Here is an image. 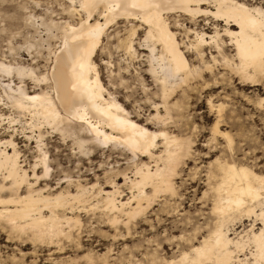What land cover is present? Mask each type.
Segmentation results:
<instances>
[{
    "label": "bare ground",
    "instance_id": "6f19581e",
    "mask_svg": "<svg viewBox=\"0 0 264 264\" xmlns=\"http://www.w3.org/2000/svg\"><path fill=\"white\" fill-rule=\"evenodd\" d=\"M64 1L69 4L68 16L77 21L59 26L57 46L43 75L0 62V74L8 79L2 86L9 107L19 116L27 115L25 125L37 132L36 136H23L34 140L37 152L25 166L12 136L16 132L14 115H0L10 131L7 139H0V227L49 247H60L62 242L78 245L72 231L81 226L80 213L90 214L92 219L97 215L113 237H121L120 230L129 235V225L144 216L156 198L176 196L173 179L182 160L189 157L192 141L168 129L167 124L179 126L185 117L181 107L186 109L193 94L200 95L199 103L201 93L209 91L206 105L215 114L210 136L224 139L231 149L229 132L220 128L234 118L225 103L216 99L228 97L225 88L233 79L243 87L262 86L264 91V7L253 0ZM200 18L222 26L213 24L212 34L207 35L195 28ZM119 22L129 27L128 35L118 47L122 55L115 67L108 53L105 65L113 71H108L105 87L95 58L106 31ZM135 64H145L146 70L138 71ZM143 75L150 78V89ZM25 78L43 87L29 92ZM262 104L264 98L257 106L261 109ZM46 129L69 142L79 158L93 156V149L100 147L129 155L130 177L121 173L127 198L122 199L120 187L110 176L119 173L113 169L105 172L103 184L96 181L89 186L78 175L58 179L54 188L48 183L40 186L52 171L44 143L48 132H42ZM214 164L215 176L206 172L208 180L216 178L212 186L205 182L213 219L206 236L197 238L191 233L193 244L169 258L158 259L156 250L139 249L128 264H264V177L232 160L217 158ZM76 172L83 174L77 167ZM196 200L190 202L197 205ZM244 219L252 223L246 230L234 232V224Z\"/></svg>",
    "mask_w": 264,
    "mask_h": 264
},
{
    "label": "rangeland",
    "instance_id": "374dc122",
    "mask_svg": "<svg viewBox=\"0 0 264 264\" xmlns=\"http://www.w3.org/2000/svg\"><path fill=\"white\" fill-rule=\"evenodd\" d=\"M247 3L251 4L249 1ZM252 3L264 7V0H253ZM68 5V2L64 0H0V62L31 68L35 76L43 75L49 63L48 58L57 46L59 26L65 21H77L76 19L71 20L68 16ZM202 19L197 20L198 26L195 28L202 29L207 35L212 34L213 24H217L218 28L222 26V23L214 22L210 18L208 21ZM179 21L183 23L182 19ZM186 27L193 28L188 24ZM128 29L126 24L119 22L106 31V37L102 40L101 49L97 53L95 62L105 87L108 86V71H113V68H107L105 63L109 58L114 67L118 63L122 55L121 48L118 47L122 46V42L128 35ZM177 30L176 32L180 33ZM141 35L140 33L138 38ZM223 39L227 40L225 37ZM109 52L112 55L108 58ZM120 63L123 65L125 62ZM134 66L138 71L146 70L145 64L140 66L135 64ZM142 79L150 89L152 87L150 78L143 75ZM224 80L227 82V78ZM13 81L15 85H18L19 81L15 77H13ZM7 82L8 79L0 74V115L3 118L9 117V115H11L10 117L15 116L13 118L16 123L13 127L16 132L12 136L20 153V161L28 166L37 156V152L34 140L27 141L23 136H36L37 132L25 125L29 118L27 115L19 116L9 107L2 86V83ZM230 83L225 88L228 99L216 100L225 103L227 112L232 113L234 118L233 123L224 120L228 126L221 123L223 127L220 128L221 131L229 132L232 141L231 149L227 148L224 139L216 137L212 140L210 136L215 114L210 112L206 105V95L209 94V91L201 93L202 101L200 100L199 103H196V100L200 95L193 94L189 100L190 104L185 107L186 109L181 107V113L185 117L179 126L174 128V124L170 121L167 124L168 129L170 128L171 131L174 129L175 133L177 131L180 134L179 136L190 137L192 141L191 153L189 157L182 160L178 167V174L173 179L176 196L156 198L144 216L137 222L131 223V226L129 225V235H126L127 233L121 229V237H113V231L97 221L95 218L97 215L92 219L90 214L86 215L85 213L79 214L81 226L72 231L74 242L77 241L78 245L62 242L60 247L58 245L49 247L45 243L31 241L26 234V236L8 234L1 226L0 264H88L90 260L91 264H128L129 257L139 249H146L149 253L156 250L158 259L169 258L172 254H179L180 250H187L193 244L192 235L197 238L206 236L207 230H210L213 224V219L209 216L210 202L207 201L210 194L206 187H208V182L212 186L216 181V178L214 180L207 178L209 172L211 175L213 174V177L216 174L214 160L217 158L232 160L237 165L248 166L254 173L264 177V104L261 109L257 106L259 101L264 98L263 87H249V85L243 87L235 79ZM24 85L29 92H38V87H43L36 86L29 78L24 79ZM175 114V112L172 113L174 116ZM7 127V120H0V139L8 138L10 131L7 130ZM42 132H48L44 135V143L52 171L49 173V179L40 183V186L48 183L54 188V182L58 179H64L67 176L74 179L78 175L80 180L85 181V184L89 186L96 181L103 184L105 172L113 169L118 170L119 173L110 176L120 187L122 199L127 198V190L123 187L121 173L122 171H125V174L129 173L131 165L129 155L125 152L121 153L119 149L100 147L93 149V156L90 155L85 159L79 158L73 154L76 150L69 142L64 143L59 135L50 133L49 129ZM57 165L59 170H57ZM76 167L80 168L83 174H78ZM85 170H89V172H85ZM207 171L208 173H206ZM115 176L117 178H114ZM128 177H130V173ZM205 182L207 183L205 184ZM64 186L62 185V188ZM194 191L196 192L195 196ZM205 191L207 196L204 200L201 199V195ZM55 192L57 190H54L53 193ZM5 196L6 194L2 195V197ZM193 198L199 200V204H192L190 201ZM251 223L252 220L244 219L241 223L234 224V232L239 233L246 230ZM230 237H233V234ZM147 241L152 242L148 245ZM185 241L186 243H184ZM157 244L159 247H156Z\"/></svg>",
    "mask_w": 264,
    "mask_h": 264
}]
</instances>
